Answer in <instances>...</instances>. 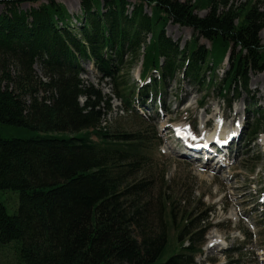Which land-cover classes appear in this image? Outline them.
<instances>
[{"label": "trees", "instance_id": "trees-1", "mask_svg": "<svg viewBox=\"0 0 264 264\" xmlns=\"http://www.w3.org/2000/svg\"><path fill=\"white\" fill-rule=\"evenodd\" d=\"M25 1L47 2L20 9ZM261 2L81 0L75 28L57 0H0L7 5L0 15V128L36 132L28 138L0 134V193H19L16 214L0 202V244L21 241L16 264L194 263L201 248L191 236L189 245L182 240L189 233L187 223L177 222V198L157 195L156 227L149 209L154 182L135 178L152 163L155 136L110 133L103 124L110 105L101 108L102 94L82 80L80 61L93 60L118 84L144 47L142 77L151 78L146 87L155 94L185 70L203 87L216 85L231 106V92L239 98L249 90L250 73L264 71ZM205 7V16L196 13ZM169 20L193 29L185 48L167 36ZM229 49L230 66L219 79ZM120 86L116 96L131 110L136 88ZM249 125L246 136L253 140L261 119ZM161 181L165 186L164 174ZM175 236L179 250L171 249Z\"/></svg>", "mask_w": 264, "mask_h": 264}, {"label": "rangeland", "instance_id": "rangeland-1", "mask_svg": "<svg viewBox=\"0 0 264 264\" xmlns=\"http://www.w3.org/2000/svg\"><path fill=\"white\" fill-rule=\"evenodd\" d=\"M57 1L73 18L74 27H80L74 17L82 16L81 0ZM247 1L249 0H233L236 5ZM46 2L25 1L20 4V9L39 8ZM260 8L264 10V0ZM6 10L7 5L0 3V15ZM150 10L149 7L146 8L148 13H151ZM131 11L132 7L129 6V13ZM207 12L206 7L196 11L200 16H205ZM165 32L181 49L194 38L193 29L171 20L166 23ZM260 37L264 44V30ZM199 42L210 47L209 41L204 38L200 37ZM262 50L264 53V46ZM144 51L143 47L129 70H122L117 79L118 84L109 75L99 71L93 60L80 61V77L88 87L101 92L103 110H106V101L109 103L110 109L106 111L103 124L110 133L141 131L155 136L152 163L137 175L138 178L135 177L142 179L151 176L154 182L155 187L151 192L154 200L149 208L151 221L156 227L159 226L157 195L161 191L166 192L165 194L177 198L174 208L177 222L188 225L189 234L182 237V240L186 239L185 245L190 244L187 239L191 236L201 248L196 253L193 264H264V71L250 73L249 90L243 91L239 98L234 99V91L231 92L229 97L233 99L232 107L218 93L216 85L211 88L203 87L186 76L184 70L175 74L167 86L160 89L156 98L150 95L145 97V101H142L146 104L144 108L139 106L140 94L134 100L136 109L127 111L116 96V91H120V83L123 86L126 82L129 88H138L137 90L150 84L147 79L139 81ZM230 52L229 49L217 71L219 79L230 66ZM35 68L38 76L46 79L40 65L37 64ZM143 90L154 91L148 87H143ZM80 101L84 103L86 98L81 97ZM256 118L261 119V129L255 139L241 138L238 144L234 142L231 158L223 160L219 157L212 161L213 164L221 162V169L208 168V161H194L180 155L179 153H190L186 148L176 150L179 140L174 136L175 131L187 132L188 139L193 142L203 135L210 136L213 133L227 134L232 139L233 133L239 132L240 126L253 123ZM35 133L19 127L0 128V134L6 138H28ZM94 139L97 140L96 137ZM180 147L179 145L178 148ZM163 174L165 186L161 181ZM0 202L6 206L9 214H16L19 193L12 190L1 192ZM173 234L175 232L171 235ZM211 243L218 244V248L208 250L207 246ZM172 244L171 249H175V245H178L176 236L173 237ZM20 246V240L0 244V264L19 262ZM177 248L179 250L180 246Z\"/></svg>", "mask_w": 264, "mask_h": 264}, {"label": "bare ground", "instance_id": "bare-ground-1", "mask_svg": "<svg viewBox=\"0 0 264 264\" xmlns=\"http://www.w3.org/2000/svg\"><path fill=\"white\" fill-rule=\"evenodd\" d=\"M217 133H213V134H211L210 136H207V137H205V139L206 140H213V139H215V138H222L223 137V139L224 140H226V141H230V139H231V136H228L227 134H224V135H222V134H218V135H216ZM217 136V137H216ZM204 156H206L207 157V154H204ZM210 157V156H209ZM218 248V244H215V245H213V243H211L210 245H208L207 246V249L208 250H212V249H217Z\"/></svg>", "mask_w": 264, "mask_h": 264}]
</instances>
